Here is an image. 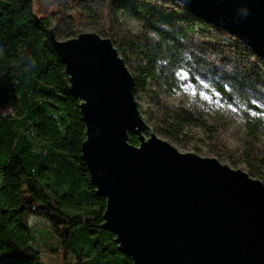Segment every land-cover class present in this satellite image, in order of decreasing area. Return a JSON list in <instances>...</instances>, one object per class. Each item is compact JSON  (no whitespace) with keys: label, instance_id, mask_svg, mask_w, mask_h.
I'll list each match as a JSON object with an SVG mask.
<instances>
[{"label":"trees","instance_id":"1","mask_svg":"<svg viewBox=\"0 0 264 264\" xmlns=\"http://www.w3.org/2000/svg\"><path fill=\"white\" fill-rule=\"evenodd\" d=\"M159 1L118 5L150 31L127 44L135 59V70L130 67L135 91H144L160 108L139 105L157 133L174 135L187 123H200L192 109H168L159 98L187 83L198 88L208 82L224 101L261 112L250 92L264 95V58L182 2ZM52 26L48 16L37 14L34 0H0V264H44L32 243L33 213L48 215L61 239L65 251L58 264H133L118 249L115 233L100 226L106 197L97 193L82 158L86 123L50 39ZM55 33L77 35L58 25ZM119 51L128 64L129 52L123 46ZM130 141L140 142L134 132ZM260 160L264 166V157Z\"/></svg>","mask_w":264,"mask_h":264},{"label":"water","instance_id":"2","mask_svg":"<svg viewBox=\"0 0 264 264\" xmlns=\"http://www.w3.org/2000/svg\"><path fill=\"white\" fill-rule=\"evenodd\" d=\"M175 1L264 58V0ZM48 30L80 100L82 158L106 197L100 226L115 233L118 249L133 264H264V181L161 137L112 38Z\"/></svg>","mask_w":264,"mask_h":264},{"label":"rangeland","instance_id":"3","mask_svg":"<svg viewBox=\"0 0 264 264\" xmlns=\"http://www.w3.org/2000/svg\"><path fill=\"white\" fill-rule=\"evenodd\" d=\"M120 1L116 0V4L114 0H34V4L38 15L49 17L54 31L58 25L62 32L78 34L83 31H95L112 38L118 49L123 46L129 52L127 65L135 70L132 48L127 41L139 40V35L143 36L150 31L136 15L119 9ZM150 1L156 3L158 0ZM101 31L108 35H103ZM58 37L67 39L72 36L61 33ZM230 38L229 41L233 40ZM203 85L197 88L187 83L180 91L159 93L162 105L168 109L179 105L190 108L200 123H187L182 131L174 135L158 134L182 151L216 156L230 166L240 167L264 181V166L260 160L264 157V109L258 112L254 107L243 104L241 110L238 105L221 99L208 82ZM250 94L254 97L253 100L264 108V95L260 96V93L253 92ZM135 95L143 109H149V105H153L155 111L160 110L155 103L148 102V96L141 89L136 90ZM143 114L153 125L149 116ZM259 115L262 116L261 121ZM257 124H260L258 128H253L252 125ZM252 169L260 170L262 174L255 175ZM28 223L32 232V243L41 251L43 263L58 264L57 261L61 260L65 250L60 237L53 232L50 217L46 214L33 213ZM105 242H109L108 239Z\"/></svg>","mask_w":264,"mask_h":264}]
</instances>
